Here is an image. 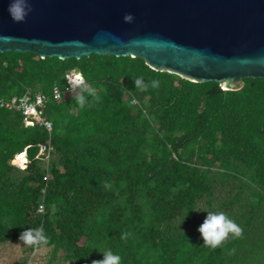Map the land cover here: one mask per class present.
I'll list each match as a JSON object with an SVG mask.
<instances>
[{
	"label": "trees",
	"instance_id": "16d2710c",
	"mask_svg": "<svg viewBox=\"0 0 264 264\" xmlns=\"http://www.w3.org/2000/svg\"><path fill=\"white\" fill-rule=\"evenodd\" d=\"M71 72L85 84L67 90ZM244 81L225 90L139 56L0 53V96L41 90L53 123L0 108V244L42 229L48 243L24 251L50 247L49 263L110 250L121 264H264V78ZM24 152L26 168L13 164ZM197 209L224 212L242 238L204 246Z\"/></svg>",
	"mask_w": 264,
	"mask_h": 264
},
{
	"label": "water",
	"instance_id": "95a60500",
	"mask_svg": "<svg viewBox=\"0 0 264 264\" xmlns=\"http://www.w3.org/2000/svg\"><path fill=\"white\" fill-rule=\"evenodd\" d=\"M12 2L0 0V53L139 56L225 90L264 78V0H17L21 22Z\"/></svg>",
	"mask_w": 264,
	"mask_h": 264
},
{
	"label": "clouds",
	"instance_id": "9594fccd",
	"mask_svg": "<svg viewBox=\"0 0 264 264\" xmlns=\"http://www.w3.org/2000/svg\"><path fill=\"white\" fill-rule=\"evenodd\" d=\"M9 13L15 22H21L24 19V16L18 14L17 0H13L10 4ZM25 15H27V12ZM124 19L126 22L130 21L131 15L126 14ZM80 100L83 106V97H81ZM206 212L207 216L198 228L204 246L216 249L217 247H221L230 238V235L232 238H242V228L224 212ZM20 240L27 246L38 247L41 244L48 243V239L43 234L42 229H27L21 233ZM92 264H121V257L109 250L103 252V259L93 260Z\"/></svg>",
	"mask_w": 264,
	"mask_h": 264
},
{
	"label": "built area",
	"instance_id": "2783aa9c",
	"mask_svg": "<svg viewBox=\"0 0 264 264\" xmlns=\"http://www.w3.org/2000/svg\"><path fill=\"white\" fill-rule=\"evenodd\" d=\"M77 77H79V79H77ZM67 82V90H75L79 86L85 84V79L80 74L71 72L67 74ZM52 93L55 98H61V87L59 85H55L53 87ZM48 98V95L41 90H35L23 95H14L9 98L0 96V108L21 113L24 123L27 126L42 125L45 126L48 130H51L53 127V123L46 117L44 113V108L46 106ZM49 151L50 149L47 145H40L39 154H45L46 159L49 158ZM24 153L26 154V152ZM18 157L19 156H17V158ZM17 158L14 159L12 163L19 167L26 168L28 163L27 155L25 156V160L23 162H17ZM48 177L49 175H46L45 179H47ZM44 210L45 204L41 203L39 205V212H44Z\"/></svg>",
	"mask_w": 264,
	"mask_h": 264
},
{
	"label": "rangeland",
	"instance_id": "374dc122",
	"mask_svg": "<svg viewBox=\"0 0 264 264\" xmlns=\"http://www.w3.org/2000/svg\"><path fill=\"white\" fill-rule=\"evenodd\" d=\"M24 249L25 245L21 242L0 244V264H21L24 258L28 259L29 264H60L56 261L49 263L50 247L42 246L31 253Z\"/></svg>",
	"mask_w": 264,
	"mask_h": 264
},
{
	"label": "bare ground",
	"instance_id": "6f19581e",
	"mask_svg": "<svg viewBox=\"0 0 264 264\" xmlns=\"http://www.w3.org/2000/svg\"><path fill=\"white\" fill-rule=\"evenodd\" d=\"M25 156H26L25 153L22 154V155H19V157L17 158V161H18V162H23V161L25 160Z\"/></svg>",
	"mask_w": 264,
	"mask_h": 264
},
{
	"label": "snow or ice",
	"instance_id": "6c2138e0",
	"mask_svg": "<svg viewBox=\"0 0 264 264\" xmlns=\"http://www.w3.org/2000/svg\"><path fill=\"white\" fill-rule=\"evenodd\" d=\"M77 79H79V77H77Z\"/></svg>",
	"mask_w": 264,
	"mask_h": 264
}]
</instances>
